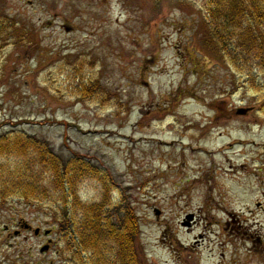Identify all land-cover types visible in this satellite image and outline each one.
Returning <instances> with one entry per match:
<instances>
[{"label": "rangeland", "instance_id": "rangeland-1", "mask_svg": "<svg viewBox=\"0 0 264 264\" xmlns=\"http://www.w3.org/2000/svg\"><path fill=\"white\" fill-rule=\"evenodd\" d=\"M204 12L203 0H0L14 23L0 134L97 164L136 213L143 264H264V75L248 83L213 56ZM81 75L103 99L78 96ZM101 186L85 181L81 199ZM54 210L0 201V264H74Z\"/></svg>", "mask_w": 264, "mask_h": 264}, {"label": "trees", "instance_id": "trees-1", "mask_svg": "<svg viewBox=\"0 0 264 264\" xmlns=\"http://www.w3.org/2000/svg\"><path fill=\"white\" fill-rule=\"evenodd\" d=\"M206 42L213 56L253 84L264 75V0H203ZM14 23L0 16V40ZM254 69V71H253ZM82 100L103 99V88L80 76ZM0 201L51 202L63 253L74 264H143L138 218L124 198H113L107 176L92 160L63 156L45 140L24 134H0ZM96 180L101 194L83 201L79 187Z\"/></svg>", "mask_w": 264, "mask_h": 264}, {"label": "water", "instance_id": "water-1", "mask_svg": "<svg viewBox=\"0 0 264 264\" xmlns=\"http://www.w3.org/2000/svg\"><path fill=\"white\" fill-rule=\"evenodd\" d=\"M238 113L242 115V114H246L247 112L246 111H239ZM34 234L37 235L38 234V230H35ZM48 234H49V232L45 233V235H48ZM47 250H48V247L46 246V247L42 248L40 252L44 253Z\"/></svg>", "mask_w": 264, "mask_h": 264}, {"label": "flooded vegetation", "instance_id": "flooded-vegetation-1", "mask_svg": "<svg viewBox=\"0 0 264 264\" xmlns=\"http://www.w3.org/2000/svg\"><path fill=\"white\" fill-rule=\"evenodd\" d=\"M19 228H20V230L23 231V232H29V231L32 230V228H30V227L27 228L26 225H23V224H20V225H19ZM20 234H21V233H20ZM39 235H40V233H39ZM39 235H38V236H39ZM50 236H51V235H49V237H50ZM47 238H48V237H47ZM48 241H49V240H48Z\"/></svg>", "mask_w": 264, "mask_h": 264}]
</instances>
